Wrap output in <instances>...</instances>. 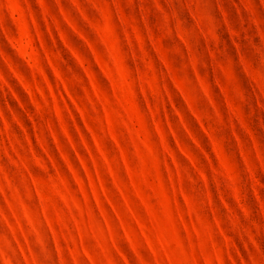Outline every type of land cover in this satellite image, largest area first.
Instances as JSON below:
<instances>
[{
    "label": "rangeland",
    "instance_id": "1",
    "mask_svg": "<svg viewBox=\"0 0 264 264\" xmlns=\"http://www.w3.org/2000/svg\"><path fill=\"white\" fill-rule=\"evenodd\" d=\"M0 264H264V0H0Z\"/></svg>",
    "mask_w": 264,
    "mask_h": 264
}]
</instances>
